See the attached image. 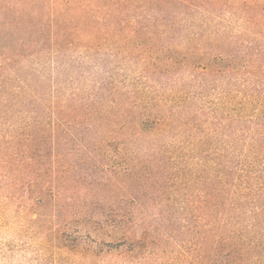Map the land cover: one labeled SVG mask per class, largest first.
<instances>
[{
    "label": "rangeland",
    "instance_id": "1",
    "mask_svg": "<svg viewBox=\"0 0 264 264\" xmlns=\"http://www.w3.org/2000/svg\"><path fill=\"white\" fill-rule=\"evenodd\" d=\"M241 16L240 10L234 16L225 12L221 33L209 42L211 49L216 38L222 43V74L217 82L209 80L205 95L209 101L221 98L227 110L219 112L221 131L203 148L209 157L229 144L227 152L244 157L249 138L264 132V80L252 75L264 74V35L248 32ZM23 55L0 74V84L7 86L0 115L6 124L28 120L43 126L46 139L36 164L0 169V264H203L198 248L205 238L208 173L178 186L153 138L132 141L133 124L125 128L113 121L135 100L138 87L159 95L181 83L187 105L197 106L196 78L184 70L144 71L139 55L128 56L109 43L66 44L58 52L44 46ZM123 138L131 141L121 143ZM256 148L264 155V135ZM14 172L22 174L16 183ZM37 185L44 193L34 196ZM231 199L226 193L222 205ZM235 202L243 227L252 230L258 202ZM122 218L127 226L118 224ZM125 227L146 233L137 256L122 251Z\"/></svg>",
    "mask_w": 264,
    "mask_h": 264
},
{
    "label": "trees",
    "instance_id": "2",
    "mask_svg": "<svg viewBox=\"0 0 264 264\" xmlns=\"http://www.w3.org/2000/svg\"><path fill=\"white\" fill-rule=\"evenodd\" d=\"M238 10L248 32L264 35V0H0V74L18 63L26 50L47 46L58 52L66 44L79 42L84 48L109 43L128 56L139 55L144 71L184 70L196 78L197 106L187 105L189 94L181 83L159 95L138 87L131 96L135 100L125 104L123 114L114 115L113 121L114 126L125 128L133 124L136 134L132 141L152 137L151 144L167 155L164 165L175 174L178 186L208 173L207 211L202 217L205 238L198 248L203 251V264H264V155L256 148L264 132L249 138L250 150L244 157L227 152L233 144L215 156L203 153L208 140L222 129L224 116L219 112L227 111L221 98L209 101L205 95L209 80L217 82L222 74V43L216 38L211 49L209 42L212 34L221 33L222 15L234 16ZM260 51L264 54V46ZM252 75L264 80L261 72ZM6 88L0 84V101ZM45 139L43 126L28 120L21 125L6 124L0 115L1 171L36 164ZM166 139V144H160ZM126 141L130 142L123 138L121 143ZM12 178L16 183L22 174L14 172ZM36 187L32 195H42L44 187ZM229 192L232 199L222 205L221 197ZM237 198L258 202L252 210L256 223L250 231L241 223ZM222 207L227 211L219 213ZM126 222L122 218L118 224ZM94 229L104 235L100 228ZM122 232L127 237L120 243L126 246L122 251L131 257L141 253L146 233L137 234L132 227ZM118 245L113 248L119 249Z\"/></svg>",
    "mask_w": 264,
    "mask_h": 264
}]
</instances>
